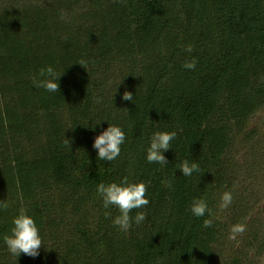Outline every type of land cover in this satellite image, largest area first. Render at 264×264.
Wrapping results in <instances>:
<instances>
[{
    "label": "trees",
    "instance_id": "1",
    "mask_svg": "<svg viewBox=\"0 0 264 264\" xmlns=\"http://www.w3.org/2000/svg\"><path fill=\"white\" fill-rule=\"evenodd\" d=\"M47 66L63 75L55 93L34 87ZM262 78L264 0H0V264H261ZM109 123L126 134L112 163L92 147ZM155 131L176 132L167 166L146 161ZM185 160L199 171L183 176ZM124 176L150 201L127 232L95 192ZM193 198L211 216L194 217ZM21 209L36 259L3 244Z\"/></svg>",
    "mask_w": 264,
    "mask_h": 264
},
{
    "label": "clouds",
    "instance_id": "2",
    "mask_svg": "<svg viewBox=\"0 0 264 264\" xmlns=\"http://www.w3.org/2000/svg\"><path fill=\"white\" fill-rule=\"evenodd\" d=\"M187 51H192L191 46L188 47ZM196 64L197 61L192 59L185 62L184 68L188 71H193L196 68ZM79 65L85 67L83 63ZM38 75L39 78L34 80L35 88H43L50 93L59 91V81L63 75L57 76L56 70L52 66L41 68ZM122 99L133 102L134 97L131 92H125ZM92 129L95 131V127ZM175 138L176 132L174 131H155L151 135L149 147L146 149L145 158L147 163L167 166L168 160L165 153L172 149L171 142ZM125 142L126 134L123 129L118 125L109 123V127L95 137L92 147L98 153V160L112 163L121 155V146ZM177 169L183 176L190 177L193 173L199 171V165L195 161L185 160ZM168 187H171L170 183ZM95 192L103 202V208L106 210L104 213L105 218L111 219L112 225L120 231L127 232L133 226V223L139 225L147 219L146 214L142 211H137L134 217L131 215L133 210L146 207L150 203L146 198L147 185L144 182H131L127 176H124L117 181L97 184ZM232 200V192L225 191L220 197V207H229ZM7 207L6 201H0V211L5 210ZM111 208H118L119 215L115 216V218H112V213L109 211ZM189 211L197 218L204 217L206 213L211 216V209L208 207L206 200L202 198H193ZM211 225V219L204 220V227H211ZM233 231L242 232L243 227L236 225L233 227ZM2 240L10 255L20 257L21 254H25L33 259L40 256V249L43 245L36 221L24 209H21L12 219L10 233L4 234ZM161 264H163V261H161Z\"/></svg>",
    "mask_w": 264,
    "mask_h": 264
},
{
    "label": "rangeland",
    "instance_id": "3",
    "mask_svg": "<svg viewBox=\"0 0 264 264\" xmlns=\"http://www.w3.org/2000/svg\"><path fill=\"white\" fill-rule=\"evenodd\" d=\"M257 126H260L262 129H264V112L258 114V116L253 120V127ZM261 264H264V258Z\"/></svg>",
    "mask_w": 264,
    "mask_h": 264
}]
</instances>
